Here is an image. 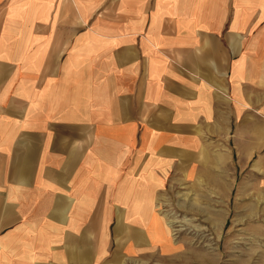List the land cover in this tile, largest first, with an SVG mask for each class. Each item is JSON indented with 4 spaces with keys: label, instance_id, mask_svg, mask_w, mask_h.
Segmentation results:
<instances>
[{
    "label": "crops",
    "instance_id": "obj_1",
    "mask_svg": "<svg viewBox=\"0 0 264 264\" xmlns=\"http://www.w3.org/2000/svg\"><path fill=\"white\" fill-rule=\"evenodd\" d=\"M229 188L264 221V0H0V264H164Z\"/></svg>",
    "mask_w": 264,
    "mask_h": 264
},
{
    "label": "rangeland",
    "instance_id": "obj_2",
    "mask_svg": "<svg viewBox=\"0 0 264 264\" xmlns=\"http://www.w3.org/2000/svg\"><path fill=\"white\" fill-rule=\"evenodd\" d=\"M223 195L209 194L208 199H201V205L190 209L179 204L195 196L185 191L181 198H175V203L161 204V212L167 215L170 241L176 245V250L161 254L162 260L154 261L164 264H264V221L245 219L247 206L242 204L243 199L237 198L235 188L231 194L229 188ZM209 209L221 211L218 232L207 219ZM201 253L207 254L204 257Z\"/></svg>",
    "mask_w": 264,
    "mask_h": 264
}]
</instances>
